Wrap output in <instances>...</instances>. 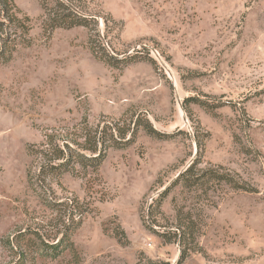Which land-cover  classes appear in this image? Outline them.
<instances>
[{
	"label": "rangeland",
	"instance_id": "obj_1",
	"mask_svg": "<svg viewBox=\"0 0 264 264\" xmlns=\"http://www.w3.org/2000/svg\"><path fill=\"white\" fill-rule=\"evenodd\" d=\"M69 1L89 26L14 0L31 29L0 61V264H264V0ZM109 122L133 143L49 169L52 142ZM73 227L76 254L39 249Z\"/></svg>",
	"mask_w": 264,
	"mask_h": 264
},
{
	"label": "trees",
	"instance_id": "obj_2",
	"mask_svg": "<svg viewBox=\"0 0 264 264\" xmlns=\"http://www.w3.org/2000/svg\"><path fill=\"white\" fill-rule=\"evenodd\" d=\"M68 2L65 0H58L56 8H52V11L45 10L44 14L47 17L44 21L45 26L49 30H54L58 27H73L79 25L89 26L90 18L77 11L72 6L73 4H71V1L68 0ZM20 13L21 10L17 7L14 0H0V39L4 43L3 47L0 49V61L7 62L11 60L17 44L21 43L20 41L22 37L29 34L31 29L29 22L31 19L28 15H21ZM4 32L9 33V38L4 36ZM106 57H109V62L111 60H115L114 56L107 55ZM145 130L151 135H157L159 137L162 136V134L153 129L152 126L148 125L145 127ZM132 131L130 132L131 135L127 137L126 134L128 132L125 134L126 130L124 131L122 128L119 129L115 123L113 124L112 122H109L103 126L99 125L95 129L94 134H87V136H89L86 139L88 144L84 148H81L82 150H88L95 155H88L83 153L82 150L72 149L69 144L63 145L52 142V145L54 146L52 148L54 155L53 159L60 160V162L54 167L49 166V169L52 168V171L65 173L74 163L85 168L92 167V169H97L106 159L107 150L109 148L126 147L133 143L136 131L134 128ZM188 170L186 172H188ZM222 177L223 176H220V178ZM223 179H225V176ZM164 197L165 196H163L160 200H163ZM74 229L75 227L64 230L62 237L55 243H47L41 240L39 243V249L44 253V255H49L53 258L58 257L65 251L76 254V246L71 239ZM186 255V251L181 254V261L186 258Z\"/></svg>",
	"mask_w": 264,
	"mask_h": 264
}]
</instances>
